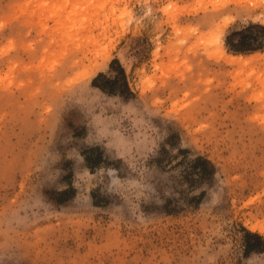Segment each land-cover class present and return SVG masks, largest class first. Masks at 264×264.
<instances>
[{"label":"rangeland","instance_id":"obj_1","mask_svg":"<svg viewBox=\"0 0 264 264\" xmlns=\"http://www.w3.org/2000/svg\"><path fill=\"white\" fill-rule=\"evenodd\" d=\"M260 7L0 0V264H264V49L226 45Z\"/></svg>","mask_w":264,"mask_h":264},{"label":"trees","instance_id":"obj_2","mask_svg":"<svg viewBox=\"0 0 264 264\" xmlns=\"http://www.w3.org/2000/svg\"><path fill=\"white\" fill-rule=\"evenodd\" d=\"M258 28L264 31V25L259 23H250L242 30L234 31L226 36V45L228 49L235 53H246L264 49V39L259 38L252 33V30ZM235 37V38H234ZM114 64H117L118 74L112 78L107 77L103 72H99L93 79L92 85L102 92L109 95H123L126 91L131 93L126 79V74L123 67L119 64L117 59H113L109 66L112 68ZM99 80H106L110 85V88L103 86L99 83ZM121 83L122 90L117 91L115 86ZM185 150H181L182 158H180L176 165H180L185 162ZM87 159V158H85ZM190 173L195 174L197 177L189 180L191 183L200 182L214 174L215 169L213 164L205 157L198 155L189 160ZM187 173V172H186ZM189 174V173H187ZM187 179V178H186ZM202 192L198 195H194L192 198L197 202L201 198ZM169 210H167L168 212ZM244 231V252L262 250L264 248V240L258 232L250 231L243 228Z\"/></svg>","mask_w":264,"mask_h":264},{"label":"bare ground","instance_id":"obj_3","mask_svg":"<svg viewBox=\"0 0 264 264\" xmlns=\"http://www.w3.org/2000/svg\"><path fill=\"white\" fill-rule=\"evenodd\" d=\"M261 8V7H260ZM261 9H263L264 10V8H261ZM244 56H243V54H240V55H238V56H234V57H232L231 59L233 60V61H242L244 58H243Z\"/></svg>","mask_w":264,"mask_h":264}]
</instances>
